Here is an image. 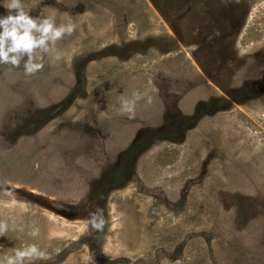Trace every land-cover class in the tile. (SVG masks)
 Instances as JSON below:
<instances>
[{
    "label": "rangeland",
    "instance_id": "1",
    "mask_svg": "<svg viewBox=\"0 0 264 264\" xmlns=\"http://www.w3.org/2000/svg\"><path fill=\"white\" fill-rule=\"evenodd\" d=\"M23 4L73 31L0 65V264H264V0Z\"/></svg>",
    "mask_w": 264,
    "mask_h": 264
},
{
    "label": "clouds",
    "instance_id": "2",
    "mask_svg": "<svg viewBox=\"0 0 264 264\" xmlns=\"http://www.w3.org/2000/svg\"><path fill=\"white\" fill-rule=\"evenodd\" d=\"M0 7L7 10L0 15V65L22 66L26 76L40 71L43 55L73 31L71 23L57 26L54 16H31L25 11L23 0H0ZM124 104L127 106L128 102ZM24 256L25 253H17L6 264H23Z\"/></svg>",
    "mask_w": 264,
    "mask_h": 264
}]
</instances>
